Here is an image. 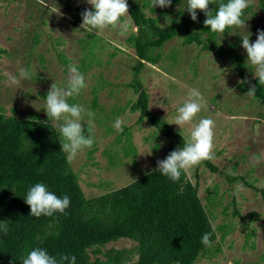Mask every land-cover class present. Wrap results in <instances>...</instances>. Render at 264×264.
Returning a JSON list of instances; mask_svg holds the SVG:
<instances>
[{"label":"rangeland","instance_id":"obj_1","mask_svg":"<svg viewBox=\"0 0 264 264\" xmlns=\"http://www.w3.org/2000/svg\"><path fill=\"white\" fill-rule=\"evenodd\" d=\"M153 8L143 11L156 18L159 26L168 24L176 10L181 11L176 25L186 26L190 17L187 0ZM85 9L92 10L87 0H0V111L7 116L13 108L18 118L39 116L55 128L45 111L46 94L52 83L66 86L69 65H82L78 70L88 87L68 98V103L83 105L94 114L91 129L87 116L84 126L94 144L75 159H67L83 195L93 197L157 166L179 137L189 141L191 126L178 127L174 122L190 90L197 89L204 103L192 124L202 118L214 120V159L208 161L216 169L211 171L201 162L184 171L191 183L197 182V196L216 236L192 264H264V107L237 89L241 78L235 63L214 50L185 45L183 36L176 35L156 49V64L143 62L135 77V55L125 41L135 31L130 18L122 17L118 26L88 32L80 28ZM160 10L166 15H160ZM241 18L247 29L233 26L216 32V44L235 43L232 52L241 57L243 80L252 86L255 67L241 43L247 31L250 42H255L257 29L264 30V5L251 0ZM21 68L31 78L10 84L7 73L19 77ZM134 78L148 96L150 112L164 120L174 135L164 136L147 119L136 121L138 112L129 109L137 94L128 85ZM117 119L124 122L122 131L115 127ZM233 176L235 180L230 179ZM240 176L251 186L244 185ZM221 225L223 229L216 230ZM133 245L119 238L101 249Z\"/></svg>","mask_w":264,"mask_h":264},{"label":"trees","instance_id":"obj_2","mask_svg":"<svg viewBox=\"0 0 264 264\" xmlns=\"http://www.w3.org/2000/svg\"><path fill=\"white\" fill-rule=\"evenodd\" d=\"M258 1L264 5L262 0ZM220 3L227 0H214L209 5L213 16ZM127 4L135 31L125 41L135 55L132 67L135 77L143 62L156 64L157 48L179 35L185 45L194 43L232 60L241 78L237 89L241 93L249 90L251 86L243 80L241 57L232 52L235 43L219 47L216 32L203 23L207 18L203 12L197 10V21L188 17L186 26L181 27L176 25L181 11L176 10L168 24L159 26L156 18L143 11L147 6L154 10L149 0H127ZM159 13L166 15L162 10ZM58 55L67 61L61 53ZM128 85L137 93L129 106L130 111L138 112L136 121L147 119L164 136L174 135L164 120L150 112L148 96L139 81L134 78ZM252 86H256L254 97L264 107V83L254 77ZM60 143L58 131L47 120L35 115L18 118L13 108L7 116L0 111V222L7 224V231L0 226V264H22L36 248L57 258L75 256V264H192L206 250L202 236L211 232V242L214 240L215 229L197 196V182L191 183L185 171L178 181H173L155 166L124 186L85 197ZM185 143L179 137L172 143L171 151ZM203 164L211 171L216 169L208 160ZM36 183L46 185L58 197L70 198L63 214L39 218L30 215L24 199ZM242 183L251 186L246 181ZM233 213L237 214L236 209ZM222 229L223 225L216 230ZM119 238H127L134 245L101 249Z\"/></svg>","mask_w":264,"mask_h":264},{"label":"clouds","instance_id":"obj_3","mask_svg":"<svg viewBox=\"0 0 264 264\" xmlns=\"http://www.w3.org/2000/svg\"><path fill=\"white\" fill-rule=\"evenodd\" d=\"M43 2V0H41ZM251 0H227L220 3L213 16L209 5L214 0H187V12L193 22L197 21V10L207 17L203 23L213 32L224 33L229 27H246V22L241 18L244 10L249 7ZM92 10L85 9L81 13L82 23L80 28L84 31L102 30L109 26H118L122 17H129L127 0H87ZM172 0H151V7H169ZM250 32L247 31L242 39L241 46L247 54V60L255 67V77L260 83H264V30L257 29L255 42H250ZM68 79L65 87H57L51 84L45 97L47 117L54 121L55 128L62 138L61 150L67 154L69 160L75 159L85 149H90L94 139L90 134L86 135L85 116L87 127L93 126V113L83 105L69 104L68 98L78 96L82 90L88 87L84 74L78 70V66L71 64L68 67ZM8 81L12 85H19L22 79H30L31 73L21 68L19 77L7 73ZM256 86H251L246 92L248 96H255ZM204 103L202 94L195 88L189 92L188 99L178 108V115L174 124L178 127L190 125V139L183 147L171 151L163 160H157V170L173 181H178L181 173L190 167L199 165L203 161L214 159L213 139L215 122L211 118H202L195 125L194 118L201 111ZM123 121L117 119L115 127L122 131ZM151 154V152H150ZM30 207V215L39 218L41 215L52 216L54 213L63 214L70 205L68 196L58 197L49 191L46 185L36 183L32 186L24 199ZM0 226L7 231V224L0 222ZM212 233H205L201 243L211 247ZM75 256L61 255L59 258L48 254L46 250L36 248L31 250L22 264H75Z\"/></svg>","mask_w":264,"mask_h":264}]
</instances>
